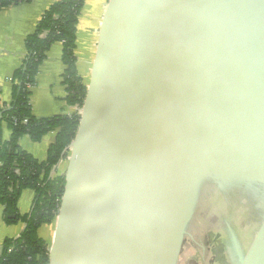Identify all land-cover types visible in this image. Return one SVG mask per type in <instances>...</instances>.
I'll use <instances>...</instances> for the list:
<instances>
[{"label":"water","instance_id":"obj_1","mask_svg":"<svg viewBox=\"0 0 264 264\" xmlns=\"http://www.w3.org/2000/svg\"><path fill=\"white\" fill-rule=\"evenodd\" d=\"M98 51L51 264L206 261L212 230L264 264V0H110Z\"/></svg>","mask_w":264,"mask_h":264},{"label":"trees","instance_id":"obj_2","mask_svg":"<svg viewBox=\"0 0 264 264\" xmlns=\"http://www.w3.org/2000/svg\"><path fill=\"white\" fill-rule=\"evenodd\" d=\"M30 0H0L2 10ZM87 0H59L46 10L35 31L26 39L28 56L24 65L12 78V101L0 108L1 128L11 131L9 140L1 137L0 148V205L4 222L8 225L25 223V229L16 239H5L0 247V264H51V249L40 231L56 223L58 210L66 192L65 172L52 173L61 162L67 161L68 148L81 128L77 114L38 118L31 105V88L36 83L40 66L48 51L56 43L63 44L62 60L66 86V103L83 109L89 101L88 87L77 68V26ZM45 161H39L25 151L20 140L24 136L40 142L56 131ZM26 190L35 193L32 210L22 215L19 210L21 195Z\"/></svg>","mask_w":264,"mask_h":264},{"label":"crops","instance_id":"obj_3","mask_svg":"<svg viewBox=\"0 0 264 264\" xmlns=\"http://www.w3.org/2000/svg\"><path fill=\"white\" fill-rule=\"evenodd\" d=\"M59 0H30L14 5L0 13V108L8 107L12 101V78L28 56L26 39L32 34L44 12ZM110 0H87L79 17L77 26V68L84 83L88 85L94 65L99 58V37L102 22ZM63 44L56 43L47 53L39 69L36 83L31 88V105L36 117L52 118L59 115H71L73 108L66 103V86L62 60ZM57 130L52 131L40 142H34L28 136L20 140L21 147L39 161H45L50 145L54 142ZM11 131L4 124L1 137L9 140ZM68 160L61 162L52 173L66 172ZM35 193L26 190L19 201L22 215L32 210ZM3 207L0 205V247L7 238H18L25 229V223L8 225L4 222ZM52 225H49L51 227ZM46 240V239H45Z\"/></svg>","mask_w":264,"mask_h":264},{"label":"flooded vegetation","instance_id":"obj_4","mask_svg":"<svg viewBox=\"0 0 264 264\" xmlns=\"http://www.w3.org/2000/svg\"><path fill=\"white\" fill-rule=\"evenodd\" d=\"M242 221L243 218H241V224ZM203 234L204 233H201V235ZM228 236L229 234L227 235L219 230L218 232L215 230L210 231L208 237H206L203 241L205 244V255L207 258L206 262H204L205 264H232L230 254V237ZM201 238H203V236H201ZM193 245L196 249H198L195 243H193ZM197 254H199L198 251Z\"/></svg>","mask_w":264,"mask_h":264},{"label":"rangeland","instance_id":"obj_5","mask_svg":"<svg viewBox=\"0 0 264 264\" xmlns=\"http://www.w3.org/2000/svg\"><path fill=\"white\" fill-rule=\"evenodd\" d=\"M55 224H52L51 227L45 226L41 231V237L46 239L45 241L51 246L55 237ZM198 232L202 233V229L199 227ZM204 259L201 258L199 254H197V249L194 247L193 243H186L183 247L177 264H205Z\"/></svg>","mask_w":264,"mask_h":264},{"label":"built area","instance_id":"obj_6","mask_svg":"<svg viewBox=\"0 0 264 264\" xmlns=\"http://www.w3.org/2000/svg\"><path fill=\"white\" fill-rule=\"evenodd\" d=\"M72 114H77L81 117V115L83 114V109H79L77 107L73 108L72 110ZM70 152V147L68 148V153ZM68 160V158H67Z\"/></svg>","mask_w":264,"mask_h":264}]
</instances>
